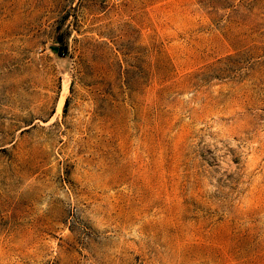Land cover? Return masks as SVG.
<instances>
[{
  "label": "rangeland",
  "instance_id": "obj_1",
  "mask_svg": "<svg viewBox=\"0 0 264 264\" xmlns=\"http://www.w3.org/2000/svg\"><path fill=\"white\" fill-rule=\"evenodd\" d=\"M0 264H264V0H0Z\"/></svg>",
  "mask_w": 264,
  "mask_h": 264
}]
</instances>
